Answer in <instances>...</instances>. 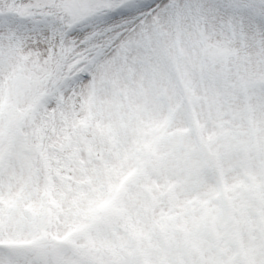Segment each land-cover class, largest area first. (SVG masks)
Listing matches in <instances>:
<instances>
[{"label": "snow or ice", "instance_id": "snow-or-ice-1", "mask_svg": "<svg viewBox=\"0 0 264 264\" xmlns=\"http://www.w3.org/2000/svg\"><path fill=\"white\" fill-rule=\"evenodd\" d=\"M0 264H264V0H0Z\"/></svg>", "mask_w": 264, "mask_h": 264}]
</instances>
